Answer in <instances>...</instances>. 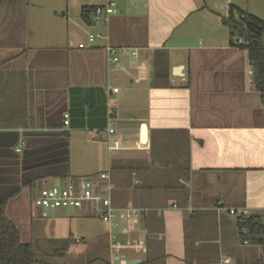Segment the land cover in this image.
<instances>
[{"label":"crops","instance_id":"crops-1","mask_svg":"<svg viewBox=\"0 0 264 264\" xmlns=\"http://www.w3.org/2000/svg\"><path fill=\"white\" fill-rule=\"evenodd\" d=\"M104 1L0 0V201L21 241L58 264H264L227 211L264 221V105L216 12L249 0H115L107 21L83 19ZM88 32L106 37L79 47ZM106 45L137 55L112 63ZM106 171L115 207L147 208L126 234L96 228L93 202L36 203L42 187ZM111 233L142 244L116 251Z\"/></svg>","mask_w":264,"mask_h":264},{"label":"built area","instance_id":"built-area-1","mask_svg":"<svg viewBox=\"0 0 264 264\" xmlns=\"http://www.w3.org/2000/svg\"><path fill=\"white\" fill-rule=\"evenodd\" d=\"M117 12L118 8L116 1L105 0L101 4L91 6V8L86 11V17L89 22L107 21L111 15ZM105 37L106 36L101 33L88 32L85 41L79 43L78 46L84 47L86 45H92L95 41ZM104 49L107 59L112 63L118 62L121 55H137L136 49L123 46L106 45ZM113 90L116 91L117 88ZM65 117H67V114H65ZM108 132L112 133L113 129L108 128ZM116 147V140L108 144L109 150H114ZM98 178L102 181V184L96 183L92 175L68 176L59 184L40 188L36 203L44 208H80L85 203L93 202L95 204V211L103 222L107 223L111 228H118L122 234L128 233L139 222L147 211V208H138L133 205L115 207L112 204V184L108 180L109 173L107 171L100 172ZM227 211L241 218H246L249 215V211L246 207H229ZM246 231L247 229L244 226L239 229L241 234H244ZM110 236L111 239H113L111 248L116 251L123 246L140 247L142 244L141 239L137 241L126 240L122 243L116 239V234L111 233ZM244 242H247V239H245ZM115 256L118 257V254Z\"/></svg>","mask_w":264,"mask_h":264},{"label":"trees","instance_id":"trees-1","mask_svg":"<svg viewBox=\"0 0 264 264\" xmlns=\"http://www.w3.org/2000/svg\"><path fill=\"white\" fill-rule=\"evenodd\" d=\"M91 6L82 8V17L88 22L86 11ZM234 10L237 14L234 15ZM241 20L243 23L235 21ZM229 31L230 43L244 47L247 58L252 67L251 74L256 90L259 92L260 100L264 105V19L246 11L230 7L228 14L221 19ZM166 57L160 55L154 59L153 75L164 77ZM5 201H0V264H58L43 256H40L31 243L22 242L16 225L5 214ZM238 229L242 226L247 231L241 234L250 242L264 243V221L256 215L249 214L246 218L238 217Z\"/></svg>","mask_w":264,"mask_h":264},{"label":"rangeland","instance_id":"rangeland-1","mask_svg":"<svg viewBox=\"0 0 264 264\" xmlns=\"http://www.w3.org/2000/svg\"><path fill=\"white\" fill-rule=\"evenodd\" d=\"M248 9L246 8V7H244V11H246L247 13H251L250 11L251 10H255L254 12H257V16H261V18H263L264 19V0H249V2H248ZM249 7H250V9H249ZM224 10H225V8L223 9V8H217V10H216V12L218 13L217 14V16L219 17L218 19H222V17H225L226 15H220V14H222L223 12H224ZM250 10V11H249ZM257 10V11H256ZM237 14V12H236V10H234V15H236ZM222 22V21H221ZM101 23V21H98V24H100ZM262 37H263V39H264V32H263V35H262ZM52 184H55V183H52ZM52 184H49L50 186L52 185ZM61 211H63V212H65V211H70V210H73L74 208H70V207H58ZM46 210H47V212H52L53 210L52 209H54V208H45ZM96 220H97V218H95ZM93 223H94V226L97 228V227H99V228H105L106 227V224L104 223V222H102L101 220H97V221H93ZM60 227V224H59V226L57 227V228H59ZM91 254H93V252H90V253H88V252H85V254H84V257H85V260L87 259H90V257H91ZM40 255V254H39ZM40 256H42V255H40ZM79 260H81V258L80 259H75L73 262V264H77L78 262H79Z\"/></svg>","mask_w":264,"mask_h":264},{"label":"water","instance_id":"water-1","mask_svg":"<svg viewBox=\"0 0 264 264\" xmlns=\"http://www.w3.org/2000/svg\"><path fill=\"white\" fill-rule=\"evenodd\" d=\"M235 21H237V22H239V23H243L241 20H239V19H235ZM92 23H95V21H92ZM181 65H178V66H173V68H172V74L173 75H181L182 74V72H181ZM143 128H144V132H145V126L144 125H142L141 126V129H142V131H143Z\"/></svg>","mask_w":264,"mask_h":264}]
</instances>
